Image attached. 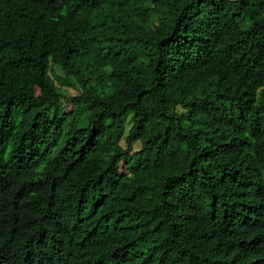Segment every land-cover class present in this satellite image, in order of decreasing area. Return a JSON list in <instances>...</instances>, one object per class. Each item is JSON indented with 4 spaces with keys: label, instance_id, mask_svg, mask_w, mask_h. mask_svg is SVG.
I'll return each instance as SVG.
<instances>
[{
    "label": "trees",
    "instance_id": "trees-1",
    "mask_svg": "<svg viewBox=\"0 0 264 264\" xmlns=\"http://www.w3.org/2000/svg\"><path fill=\"white\" fill-rule=\"evenodd\" d=\"M0 264H264V0H0Z\"/></svg>",
    "mask_w": 264,
    "mask_h": 264
},
{
    "label": "rangeland",
    "instance_id": "rangeland-1",
    "mask_svg": "<svg viewBox=\"0 0 264 264\" xmlns=\"http://www.w3.org/2000/svg\"><path fill=\"white\" fill-rule=\"evenodd\" d=\"M62 90H63V92H65V93H67V94H71V95L74 93L73 90H72L71 88H68V89H62ZM120 144H121V145H124V144H123V140L120 141Z\"/></svg>",
    "mask_w": 264,
    "mask_h": 264
}]
</instances>
